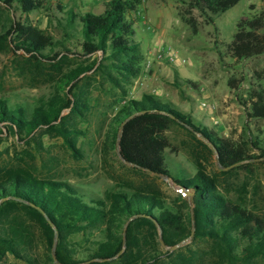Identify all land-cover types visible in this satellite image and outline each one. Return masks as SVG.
Segmentation results:
<instances>
[{"label": "trees", "instance_id": "16d2710c", "mask_svg": "<svg viewBox=\"0 0 264 264\" xmlns=\"http://www.w3.org/2000/svg\"><path fill=\"white\" fill-rule=\"evenodd\" d=\"M179 1L188 6V14L197 10L207 23H215L217 15L240 0ZM0 2L23 13L50 9L52 4V0ZM95 2H102L104 10L83 12L77 0H58L57 9L65 11L68 30L62 41L34 24L19 21L0 35L27 61L43 65L57 60L52 66L59 71L73 54L68 43L74 38L83 57L102 54L71 67L59 79L63 94L46 107L31 108L0 96V143L8 133L28 142L39 130H57L76 149L77 127L67 126V121L73 115L85 118L93 107V98L79 88L84 73L100 72L120 88L114 70L127 80L140 74L143 55L135 37V21L143 0ZM187 21L197 33L196 18L190 16ZM216 45L222 60L230 57L237 63L264 54V9L239 19L225 49L219 41ZM57 46L62 49L55 51ZM47 49L53 54L46 53ZM242 81L231 78L229 86L237 88ZM241 104L249 121L264 120V69L253 72ZM63 109H68L64 115ZM111 123L115 140L121 132L119 153L126 161L145 173L169 177L181 191L169 199L161 190L129 185L128 190L108 189L101 196L67 180L38 176L30 165L7 161L0 166V264H9L10 255L24 264H57L52 256L56 233L61 264L88 260L87 264H264V214L250 208L246 200L222 191L218 178L207 173L200 162L193 174L173 160L176 148L169 136L175 126L185 129L196 141L195 147L215 153L220 167L229 168L221 172L228 173L264 162V128L256 125L246 141L223 138L213 128L196 123L172 101L149 93L126 100ZM125 228L126 248L119 254ZM191 234L185 245L167 248Z\"/></svg>", "mask_w": 264, "mask_h": 264}, {"label": "rangeland", "instance_id": "374dc122", "mask_svg": "<svg viewBox=\"0 0 264 264\" xmlns=\"http://www.w3.org/2000/svg\"><path fill=\"white\" fill-rule=\"evenodd\" d=\"M57 2L52 0L50 9L30 13L10 9L0 2V35H5L10 25L19 21L34 24L62 41L68 30L64 26L65 11L57 9ZM77 3L83 12L104 10L103 3L95 0H77ZM187 9L179 0H143L141 14L135 21V37L143 55L142 70L129 80L114 70L122 88L114 87L100 72L84 73L79 88L88 93V98H93V107L85 118L73 115L67 121V126L77 127L76 149L57 130H39L28 142H20L8 133L0 143V166L7 161L30 165L38 176L67 180L101 196L108 189L128 190L131 185L161 190L173 199L179 186L172 180L145 173L120 156L118 138L115 140V133L110 130L112 118L126 100L139 99L144 93L156 94L172 101L196 123L237 142L246 141L256 125L264 128V120H248L241 104L247 97L253 72L264 69V54L237 63L230 57L222 60L216 45L219 41L220 48L225 49V43L231 41L236 32L239 19L263 10L264 0H240L217 15L215 23H207L197 10L188 14ZM190 16L198 22L197 33L187 21ZM68 44L73 54L59 71L57 66H52L57 60L43 65L27 61L22 54L14 53L9 41L0 39V96L31 108L46 107L54 102V98L63 94L59 79L71 67L102 56L100 52L89 59L80 55L82 51L76 38ZM166 44L179 48L189 61L170 62L152 54V50H160ZM61 49L57 46L54 50ZM46 53L53 54L49 49ZM149 60L152 64L148 67ZM231 78H243V81L237 88H231ZM67 112L68 109H63L62 114ZM169 136L176 148L171 154L173 160L181 162L193 174L197 161L200 162L207 173L218 178L222 191L246 200L250 208L264 214V162L223 173L221 170L229 168L220 167L215 153L202 146L195 147L196 141L185 129L175 126ZM9 264L24 263L10 255Z\"/></svg>", "mask_w": 264, "mask_h": 264}, {"label": "water", "instance_id": "95a60500", "mask_svg": "<svg viewBox=\"0 0 264 264\" xmlns=\"http://www.w3.org/2000/svg\"><path fill=\"white\" fill-rule=\"evenodd\" d=\"M198 136L200 137V138H202L204 141H206L207 143H209V141L208 140H206L200 133L198 134ZM120 139H121V132H120V135L118 136V150H119V152H120ZM217 155H218V153H217ZM121 156V155H120ZM122 157V156H121ZM122 159L125 161V162H127V163H129V164H132V165H134L133 163H131V162H129V161H126L123 157H122ZM163 179H166V180H168V181H170L171 179L169 178V177H167V176H161ZM178 191H181V188L180 187H178V189H177ZM189 194H185V196H188ZM161 231V230H160ZM192 235L193 234H191L188 238H186V239H184L183 241H181L180 243H178V244H176L175 246H167V248H169L170 250H175V249H178L179 247H181V246H183V245H185L186 243H188L190 240H191V238H192ZM161 242H162V244L164 245V246H166L165 244H164V241H163V238L161 237ZM57 243H58V235H57V233L55 234V239H54V245H53V248H52V256H53V258H54V260H55V262L57 263V264H61V263H59V261H58V259H57V254H56V249H57ZM126 248V228H125V230H124V248L122 249V251L119 253V254H121L123 251H124V249ZM91 260H88V261H85V262H83L82 264H87V263H89Z\"/></svg>", "mask_w": 264, "mask_h": 264}, {"label": "built area", "instance_id": "2783aa9c", "mask_svg": "<svg viewBox=\"0 0 264 264\" xmlns=\"http://www.w3.org/2000/svg\"><path fill=\"white\" fill-rule=\"evenodd\" d=\"M152 54L155 57H158L161 60L167 59L170 62H188V58H186L180 51L179 48L171 44H166L160 50H152ZM152 60L147 61V66H151Z\"/></svg>", "mask_w": 264, "mask_h": 264}]
</instances>
